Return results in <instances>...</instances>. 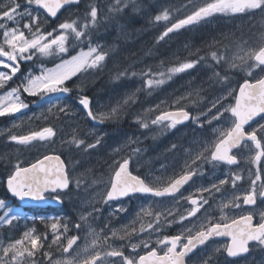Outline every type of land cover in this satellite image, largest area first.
Instances as JSON below:
<instances>
[{
  "label": "snow or ice",
  "instance_id": "snow-or-ice-1",
  "mask_svg": "<svg viewBox=\"0 0 264 264\" xmlns=\"http://www.w3.org/2000/svg\"><path fill=\"white\" fill-rule=\"evenodd\" d=\"M80 3L81 0L0 2V89L8 88L9 82L20 72L22 63L49 57L59 59L54 67H46L41 63L38 74L30 71L27 75H22L20 84L4 91L0 95V117L13 116L28 109L30 105L22 99L23 95L49 103L46 113H41L38 119H60L61 114L71 117L73 110L67 104L60 103L62 98L73 92L69 82L74 77L102 70L108 56L101 46H93L91 39V29L98 23L99 7L89 4L83 22L79 18L65 20L51 30L47 29L46 24L48 18H56L66 6H78ZM130 5L134 10L137 9L136 0H114L108 7V12L119 14ZM181 7H191V11L170 23L158 37V41L170 33L217 14H259L264 18V0H205L202 4L187 0ZM172 12V8H164L154 19L156 22L170 21ZM85 43L87 50L82 47ZM77 47L80 50L72 54ZM210 58L214 62V65H210L212 78L225 85L221 96L209 101L205 110L193 115L182 102L198 104L200 93L197 91L195 98L191 100L186 96L175 100L172 110L161 111L150 121L148 117L138 118L137 122L144 129H148L150 125L174 129L189 121L203 128L205 124L212 125L213 121L227 123L229 119L230 125L215 130V140L202 146V150L195 155H190L179 173L155 177L134 175L130 170L132 157L129 155L113 161L115 167L106 183L103 179L92 181L93 184H104V191L99 194V199L105 205L137 194L157 199L148 206L142 205L135 216L120 228H109L106 224L105 228L110 231V235L104 229L97 231L93 227L91 220L97 218L96 214L101 212V208L89 202L90 211L82 212L80 222L72 225L77 232L82 227L85 229L82 244L78 243L81 236L69 235V224L62 223L59 217H27L26 219L40 220L50 229L51 243L45 247L48 233H37L35 227L27 228L19 238H8L7 242L0 240V264H213L216 253L239 257L249 253L251 248L264 250V209L258 210L257 207L258 200L264 204V75H261L264 73V31L252 43H238L231 54H228V50L223 53L212 51ZM206 59L205 56H198L197 59L186 60L166 71L153 72L149 68L140 73L146 78L144 87L148 90L159 88L173 76L195 68ZM223 65L245 73L247 78L239 84L238 91L226 86L229 81L226 72L221 74L215 70ZM127 75V71H122L118 77ZM131 75L135 76L136 73ZM76 87L81 93L78 104L89 119L102 123L119 114L122 107L119 104L107 113L94 112L92 99L83 94V86ZM229 97H232L234 103H225ZM129 100H132V96L125 99L124 104ZM56 136L55 125H49L24 135L10 134L8 140L21 146H33L37 142L50 146L55 144ZM132 143L134 142L129 141L130 151L139 153L140 149L130 147ZM62 144L88 153L101 144V138L88 142L73 130L68 138L62 140ZM172 147L175 148L176 145ZM241 148L247 149V156L234 153V149ZM120 151V148L114 149L117 154ZM241 159L252 166L247 169L249 187L231 198L221 199L216 204L219 209V219H216L208 212V208L212 207L210 200H214L217 193L223 194L225 186L230 184L236 189L238 182L245 179L244 170L239 168ZM78 163L79 161L66 163L62 155L55 152L43 155L28 166L17 161L8 172L4 185L12 197L22 202L51 200L63 203L64 197L73 187L77 190L81 187L80 177L74 175ZM205 163L211 164L213 169L227 166L229 171L223 173V178H217L208 186L202 185L195 189V193L185 196L182 189L193 177L203 175L201 169ZM233 166H236V170H232ZM165 198L169 199V203H164ZM182 202L190 207L181 211ZM245 208L238 216H229L226 211ZM127 211L121 205L111 215ZM0 213V228L11 227L14 222L25 219L18 208L12 207L2 198ZM257 215L259 220L254 223ZM193 218L198 222H193ZM173 225H179L182 230L175 235L163 234L165 228ZM216 237H227L228 243L222 248H215L211 253L205 251ZM133 240L136 242H132ZM117 241L123 243L117 244ZM53 248L60 253L59 258H53ZM129 248L130 251L126 254L125 250ZM141 251L143 254H140ZM198 252H204V255L197 256Z\"/></svg>",
  "mask_w": 264,
  "mask_h": 264
},
{
  "label": "flooded vegetation",
  "instance_id": "flooded-vegetation-1",
  "mask_svg": "<svg viewBox=\"0 0 264 264\" xmlns=\"http://www.w3.org/2000/svg\"><path fill=\"white\" fill-rule=\"evenodd\" d=\"M0 2H3V0H0ZM21 2L23 3V0H21ZM113 2L114 0H81V3L78 6L71 5L68 8H66L64 11H62V13L59 15V17L56 20L48 18L46 27L48 30L57 27V25L59 24V22L62 21L63 18H66L67 20L79 18L80 21L83 22V17L85 16L87 6L89 4H96L97 6H99L100 4H107V6H110ZM109 18L110 16L102 15L99 13L98 21L106 20ZM258 24L259 22L257 20L256 21L254 20V24L252 25V29L250 30V32L246 31L242 35L228 37L221 41L220 46L215 48H208L202 51L200 55L207 57V59L202 63L204 67H207V71L210 72L209 78L207 79L205 84L202 83L199 86V89H197L194 92V94L189 96V100H191L195 98V93L199 91L200 102L196 105L188 103V101L182 102V104L186 106L193 113V115H196L200 111L205 110L206 107L208 106L209 101H213L215 98L223 94V89L225 87V85L217 83L215 79L212 78L213 71L212 68H210V65H214V62L210 58V53L215 50L218 52L220 51V53H223L222 52L223 50L224 51L228 50V54H231L230 52L235 51L236 45L238 43H241L243 41H248L249 43H252L255 40L256 36L261 31H264V23H262L261 25ZM72 54H74V51L72 52ZM41 63H43L46 67H54L56 63H59V59L49 57V58H43L42 60H34V61L22 63L20 72L17 73V76L13 78V81L9 82L8 88L6 89L9 90L11 87H15L18 84H20L22 75H27L31 70L40 68L39 66ZM215 70L221 72V74H224L227 71L226 73L229 76V81L226 86L231 89H236L237 91L239 84L243 83V80L247 78L243 71L228 69L227 65L217 67ZM100 71L102 72L91 83L86 82L83 84L82 82L80 83L69 82V86L73 88V92L67 95L66 97L62 98L60 103L64 104V102H66L68 99H75L78 101V98L81 93L79 92L76 86L81 85L83 86V94L89 96L92 99L93 111L98 112L99 103L103 101H107L108 98L113 93L122 91L126 83L125 78H120L116 76L118 71H124L123 67L116 69L115 70L116 73L114 72L112 73L111 71H108V68L107 69L102 68V70ZM261 75H264V73H261ZM80 76L81 77L92 76V71L89 72L88 74H83ZM115 78H117L118 80ZM103 88H105V90ZM3 90L0 91V94ZM146 95L147 93L145 92V90H142L139 93V97H138L140 101H143L141 110L144 113L148 112V110L151 107V104H155V102L148 100V97ZM22 99H24L25 102L29 103L30 105L26 111V115L30 116V119L27 120V122L19 124L18 126L12 129H9L10 132L9 130H7L2 134L1 131L6 127V121L9 118L0 117V157L2 156L3 149L9 146L13 147V145H16L14 142H10L8 140V135L10 134L24 135L30 131H38L40 128L45 126L55 125L57 129V136L54 138L55 144L49 146L47 144L37 142L33 146L16 145L18 148L13 153V155H15L14 159L16 161L21 162L23 166H28L30 163L35 162L36 159L42 157L43 155L51 154L55 152V154H61L62 159H64L66 163L71 164L72 161H79V163L76 165L74 175L80 177L82 181L81 187L78 190L73 187V190L69 193V195L71 194L73 197L81 196V198L99 196V194L104 191V184H100V183L93 184L92 181L93 180L98 181L100 179H103L106 183L112 173L113 168L115 167L113 161L119 160L125 156L130 155L132 157L130 170L133 172L134 175H140L141 177H155L161 175L171 176L174 172L179 173L185 161L189 160L190 155H195L196 152L202 150V146H205L208 142L215 140L217 134L215 130L226 128L231 123L230 119L228 120L227 123L213 121L212 125L205 124V126L201 128L196 123L189 121L186 122L185 124L177 125V127L174 129H167L163 126H152V125H150L148 129L139 128L142 131L140 136V143H138L140 147L139 153H132L130 151L126 154H121L119 158H104L97 161V158H95V156L99 154L103 155L102 151L104 150V148H106L108 151L109 147L107 146L110 145L108 142L111 143L113 140L112 137L113 135L111 133L114 132V130H117V128H121V124L119 125V123H113V122L101 123L98 120L93 121L87 117L86 113L82 110L81 106L77 102V105L75 106V112L78 114V117L79 118L85 117V119L87 118L86 120L83 119V121L79 123L81 127L78 130L79 131L78 136L80 138L86 139L88 142H94V140L99 136L98 134H94L93 132H90V129L94 128L97 125L104 124V130H105L104 132L106 137H105V141H103L104 138L101 139L102 142L99 146H97V148L90 150L91 152H94V154L91 155V158L87 159L86 157L89 155H86V153L79 151L80 154L77 156L78 158L75 157V160L74 159L71 160V158H73L74 156V152L77 150L75 148H70L68 150L67 147L69 146L67 144H62V138L66 135L68 130L67 117H64L61 114L60 119L50 118L47 121L43 119H38V117L41 116V113H46L44 112V110H46L50 106L49 103L41 102L36 97H29L26 95H23ZM33 101H37V103H32ZM225 103L226 104L234 103V100L232 99V97H229L228 100L225 101ZM172 105L173 103L170 104L169 107H165L161 109H157L156 105H153L152 108H155L153 109L154 112L149 115H154L157 113L159 115L161 111L172 110L171 107ZM128 111L124 109L122 110V113L120 115H122L123 113L126 114ZM123 116L125 117L124 120L127 121L126 116L125 115ZM143 117H146V115L143 114ZM126 125L127 124H125V126ZM123 131L124 130H122V133H124ZM120 136L122 135H119V137ZM173 145H176V147L173 148L172 147ZM234 153H236L238 156L248 155L247 149H243V148L234 149ZM1 159L3 160H0V166L11 170V168H7L9 167L8 166L9 157L1 158ZM250 167L252 166L247 164L244 159H241L239 168L244 170L243 174L245 176V179L243 181L238 182V186L236 189H233L230 184L225 186L223 190V194L217 193L215 194V199L210 200V204L212 205V207L208 208V212L216 219H219V209L216 207V204L219 203L221 199L231 198L234 194H239L249 187V181L247 178V169ZM201 170L203 172V175H198L193 177V180L190 181L188 185H185L184 189H182V192L185 196H187L189 193H195V189L202 185L208 186L209 183L214 182L217 178H223V173H227L229 171V168L227 166H220L213 169L211 164L205 163L202 165ZM232 170H236V166H233ZM0 181H2L1 176H0ZM155 199L157 198L142 197L139 194H137L131 197H125L124 199L119 201H112L110 203L113 206L115 204L119 205L123 203H128L131 206L130 210H128L126 213L121 212L116 216L111 215L114 210H101L100 213L96 214L97 218L95 220H91V223L94 228L98 229V231L100 229H104L105 233L110 235L111 234L110 231L107 228H105L106 224L109 226V228H115L121 226V224L124 223V219L128 215H130L131 213H136L138 211L131 209H134L138 204L145 203L147 201L152 202ZM164 203H169V199L165 198ZM62 204L63 205L61 207L35 209V210H30L29 213L39 214L40 212H42L45 215L46 214H50L54 216L60 215L65 219L69 217L71 219V222L68 224L71 231L68 234L80 235L81 240L78 241V243L82 244L85 229L82 227L81 230L77 232V230H75L72 227V225H74L77 222H80L79 216L82 212H87L90 210H74L73 207H70L68 205V202L66 203L63 201ZM187 207H190V205L182 202V206L180 210L183 211V209ZM257 207L258 210L264 209V204L260 203V201L258 200ZM245 210L246 208L236 209V210H226V211L228 212L229 216H238L242 214L243 211ZM201 211L203 213V209ZM198 216L200 217V219H203V216L201 214H198ZM258 220H259V216L257 215L254 220V223L257 222ZM193 222H198V221H196L195 218H193ZM62 223H67V222L64 220ZM33 227H35L37 233H48V241L45 245V247H47V244H50L52 239L50 229L47 228L45 224H41V223H37ZM181 230L182 229L179 225H173L171 228H165L163 234L175 235L178 234ZM154 240L155 237H153V241ZM132 242H136V241L133 240ZM116 243L119 244L123 242L117 241ZM227 243H228L227 237H216L214 238L213 241H211L208 244L207 249L205 251L211 253L215 248L217 247L222 248ZM52 251H53V258L54 259L59 258L60 253L56 252L55 248H53ZM129 251L130 248L126 249L125 250L126 254H128ZM140 254H143V251H141ZM202 255H204V252L197 253V256H202ZM213 264H264V250H261L259 248H251L249 253L243 254L239 257H228L226 253L223 252L216 253Z\"/></svg>",
  "mask_w": 264,
  "mask_h": 264
},
{
  "label": "rangeland",
  "instance_id": "rangeland-1",
  "mask_svg": "<svg viewBox=\"0 0 264 264\" xmlns=\"http://www.w3.org/2000/svg\"><path fill=\"white\" fill-rule=\"evenodd\" d=\"M174 1V3H172ZM169 4H168V3ZM177 0H168L166 1V4H162L159 7V10H163L166 8H173L176 7V9H179V11L172 12V17L170 21H160L156 22L154 19L155 15H147L144 14L138 15L141 19L147 20L149 19L152 21L154 20V27L151 29L149 33H147L143 39L136 41L134 44H130L126 46L123 45V48L118 49V51H115L111 49L106 42H110L109 34H104L105 41L98 44H93V46L99 45L103 48L104 51L108 53V56L106 58V61L104 62V69L108 68V71H111L112 73H116V69L118 68H124V71H127L128 75L126 77H120L125 78V86L124 89L120 92L113 93L107 101L100 102L98 105V112H109L111 108L116 107L118 104L122 107L119 110V114L116 117H113L111 119L104 120L103 123L107 122H113V123H119L121 124V128H117V130H114L112 132L113 140L112 142H108L110 145L107 146L108 151L106 148H104L103 155H97L95 158H97V161L104 159V158H119L121 154H126L130 152L129 149V141H133L130 145L131 148H138L140 143V136H141V127L139 123L137 122L138 118H142L143 114L148 117L149 121L150 119L154 118L157 114L149 115L153 113L154 111H148V112H142V105L143 101H140L139 93L142 90H145L147 93L148 100H151L155 102V104H151L150 109L153 105H159L158 109L169 107L170 104H172L175 100H178L181 96L189 97V94H194V92L199 89V86L207 81L209 78V73L207 71V67H204L203 63L198 64L195 68L189 69L184 73H179L172 77L171 80H168L165 84L160 86L159 88L148 90L144 87V80L145 77H142L140 75L141 72L147 71L149 68L152 69L153 72H159V71H166L168 68L175 66L179 63H182L186 60L191 59H197L198 56H201L203 50L208 48H215L221 45V41L223 39H226L228 37L242 35L244 32L249 31L252 29V25L254 24V20L258 21L261 25L264 23V18H262L259 14L251 15V14H217L213 17H209L206 20H202L197 24L187 26L183 29H180L178 32L170 33L169 36L165 37L163 40L158 41V37L163 33L165 28L167 26H170V23L175 22L176 19L183 18L184 15L188 14L191 11V7L187 9H183L182 7H178L176 5ZM201 4V3H199ZM160 12V11H159ZM67 20L66 18H63L61 22H64ZM59 22V23H61ZM146 30H143L141 33L145 34ZM92 32V31H91ZM108 38H107V37ZM121 40L122 37H120V34L118 36ZM117 37V38H118ZM109 39V40H108ZM170 39V40H169ZM151 45V53L146 56L145 50L147 47ZM85 50L87 48L85 47ZM79 51V49H75V52ZM145 54L144 56L148 57L150 56L151 59L142 60L141 64L139 61V65H133L131 66L130 61L134 58H137L139 54ZM75 54V53H74ZM115 55V56H114ZM113 56V58H112ZM30 62V61H29ZM204 68V69H202ZM40 71V68H36L34 70H31L33 74H38ZM102 71H92V76H79V78L74 77L73 81L70 82H76L83 84L88 82L91 83L94 81L98 75ZM122 71L117 72L118 74ZM135 72L136 75L132 76L131 73ZM213 76V75H212ZM127 88V89H125ZM3 89H0V91ZM5 90V89H4ZM4 90L1 92L0 95L3 94ZM7 90V89H6ZM5 90V91H6ZM129 96H132V100H129V102L125 105L124 101ZM139 107L137 111H135L132 115V118L130 120L125 121L124 116H126L125 113L120 115L122 113V110L128 111L131 107L133 108L136 102H139ZM77 100L75 99H68L64 104H67L72 110L73 114L71 117H67V133L62 138L66 139L70 136V134L73 132V130H76V133L78 135V130L81 127L79 123H81L85 119V117H78V114L75 112V106L77 105ZM129 107V108H127ZM47 110V109H46ZM44 110V112H46ZM27 109H25L21 113H17L13 116H6L9 119L6 121V127L2 129L1 133L3 134L5 131L14 128L15 126H18L19 124H22L24 122H27V120L30 119V116L26 115ZM99 121V120H98ZM125 121V122H124ZM76 124V125H74ZM125 124H127L125 126ZM104 124H100L95 126L94 128L90 129V132H93L94 134H98L99 138H104L103 141H105V130H104ZM8 128V129H7ZM140 128V129H139ZM122 130H124L122 133ZM109 131V130H108ZM10 132V130H9ZM103 132V133H101ZM124 134V135H123ZM119 135H122L119 137ZM102 142V140H101ZM13 145V144H12ZM18 147L16 145L9 146L2 151V156L0 157V160H3L1 158H7L9 157V164L7 168H11L12 165H14L17 161L14 159L13 153L16 151ZM120 148L121 151L119 154L114 152V149ZM69 150L70 148L67 147ZM89 151L86 153V158H91V155L94 154V152ZM77 153V154H76ZM73 158L71 160H75V157L80 154V152L77 150L74 152ZM76 169V167H75ZM1 182V181H0ZM2 188V185L0 184V189ZM75 188V187H74ZM5 199V198H3ZM9 205H11L14 208H18L25 219H21L18 222H14L13 226H4L0 228V240H4L7 242L8 238L16 239L19 238L23 231H25L27 228H32L37 223H42L40 220H33V219H26L27 217H37V216H44V217H59L61 218L62 222L65 220L67 223L71 222V219L67 217L66 219L61 217L60 215L54 216L50 214H43L40 212L39 214H30L25 209H23L18 203H16L12 198L11 199H5ZM64 202H68V205L70 207H73L74 210H90V204L89 202L94 203L97 207H100L101 210H115L119 208L121 205L126 207L128 210H130V205L128 203H123L119 205H112L110 204H103L102 201H100L99 196L96 197H85L81 198L79 197H73L71 194L64 197ZM151 201H147L145 203L138 204L134 209L131 210H138L142 205L148 206V204ZM68 206V207H69ZM69 207V208H70ZM2 214V213H0ZM136 213H131L124 219L123 224H127L131 218L135 216ZM122 225V224H121ZM121 226L115 227L120 228ZM97 231L98 229L95 228ZM85 235V232H84Z\"/></svg>",
  "mask_w": 264,
  "mask_h": 264
},
{
  "label": "trees",
  "instance_id": "trees-1",
  "mask_svg": "<svg viewBox=\"0 0 264 264\" xmlns=\"http://www.w3.org/2000/svg\"><path fill=\"white\" fill-rule=\"evenodd\" d=\"M204 2H205V0H194V3H196V4H199V3L202 4ZM136 3H137V9L136 10H134L132 8V6L130 5V7H128L127 9H125L123 12H121L119 14L109 13L108 12L109 6H107V4H100L98 6L99 7V13L102 15L110 16V18L106 19V20H99L97 25L95 26V28L91 29V31H92L91 32L92 44L102 43L103 41H105L104 34L110 33L109 34L110 42H106V44L111 49L118 51V49H120V47L122 48L123 45H126L127 42L130 45L134 44V42L141 40L147 34L148 31L150 32L151 29L154 27V24H153L154 20L153 19H152V21H150L149 19L144 20V19H141L140 17H138V15H142V14H144L145 16L156 15L159 11H161V10H159L160 5H162L164 3L166 4V0H136ZM172 3H174V2H172ZM184 3H187V0H177L176 5L178 7H181ZM172 9L174 12L176 7H173ZM131 10H132V12H131ZM116 16H117V18H116ZM149 25H150V27H149ZM104 28H106V29H104ZM113 30H115V31H113ZM143 30H146L145 34L141 33ZM120 32H122V34ZM116 33H117V35H116ZM119 34H120V37L123 36L122 40L117 38L119 36ZM82 47L85 48L86 43H85V45H82ZM77 49H79V47H77L76 50ZM151 49H152V46L149 45L147 47V49L144 51L146 56L151 53ZM74 53H75V50H74ZM145 54L141 53L137 56V58L132 59L130 61L131 66H133V65L137 66V64L138 65H139V63L141 64L142 62H144V60L149 61L151 59V57L150 56L146 57V56H144ZM141 60H142V62H140ZM138 61H139V63H137ZM139 104H140L139 102H136L134 107L133 108L131 107L129 109V111L126 114V118H127L126 120H130V118H132V115L135 111H137ZM9 171H10L9 169H6V168H3L0 166V176L3 177L2 181L0 182V184L2 185V188L0 189V198H2V199L3 198L11 199V197L9 196V194L6 190V187L4 185V180H5ZM26 211H28V210H26Z\"/></svg>",
  "mask_w": 264,
  "mask_h": 264
},
{
  "label": "water",
  "instance_id": "water-1",
  "mask_svg": "<svg viewBox=\"0 0 264 264\" xmlns=\"http://www.w3.org/2000/svg\"><path fill=\"white\" fill-rule=\"evenodd\" d=\"M68 7L69 6H66V8H68ZM65 9H62L61 12L58 13V16L56 18H51V19L56 20L59 17V15L62 13V11H64ZM8 194H9V196L11 198L15 199L18 203H20V205L23 208H25V209H35V208L45 209V208H48V207H60V206H62V203H56V202L51 201V200H49L47 202H31V201H29V202H22V201L17 200L16 198L12 197L10 195V193H8Z\"/></svg>",
  "mask_w": 264,
  "mask_h": 264
},
{
  "label": "bare ground",
  "instance_id": "bare-ground-1",
  "mask_svg": "<svg viewBox=\"0 0 264 264\" xmlns=\"http://www.w3.org/2000/svg\"><path fill=\"white\" fill-rule=\"evenodd\" d=\"M167 1V0H166ZM174 2V1H173ZM168 3V2H167ZM162 4V3H161ZM169 4V3H168ZM157 5V4H156ZM159 5V4H158ZM130 7V6H129ZM131 12H132V10H131ZM139 12V11H138ZM151 12V11H150ZM136 14V13H135ZM151 14V13H150ZM112 17V16H111ZM131 17V16H130ZM116 18H117V16H116ZM128 19V18H127ZM145 19V18H144ZM113 20V19H112ZM105 26V25H104ZM149 27H150V25H149ZM119 28V27H118ZM104 29H106V28H104ZM114 29V28H113ZM107 31V30H106ZM113 31H115V30H113ZM120 31V30H119ZM118 32V31H117ZM149 32V31H148ZM147 32V33H148ZM121 34H122V32H120ZM106 35V34H105ZM116 35H117V33H116ZM143 36V35H142ZM141 36V37H142ZM147 36V35H146ZM107 37V36H106ZM114 37V36H113ZM123 37V36H122ZM108 38V37H107ZM119 38V37H118ZM145 38V37H144ZM120 39V38H119ZM143 39V38H142ZM234 39H235V37H234ZM109 40V39H108ZM170 40V39H169ZM238 41V40H237ZM123 42V41H122ZM126 43V42H125ZM135 43V42H134ZM127 45H129L128 44V42H127ZM234 45V44H233ZM126 46V45H125ZM131 46V45H130ZM229 46V45H228ZM231 46H232V44H231ZM121 48V47H120ZM123 48V47H122ZM221 48V47H220ZM223 50V49H222ZM216 51V50H215ZM220 52V51H219ZM222 52H225L224 50L222 51ZM231 53V52H230ZM115 56V55H114ZM112 58H113V56H112ZM227 72V71H226ZM112 74V73H111ZM117 76V75H116ZM115 79H117V78H115ZM118 80V79H117ZM114 81V80H113ZM116 81V80H115ZM213 81H214V79H213ZM116 83V82H115ZM104 84V83H103ZM209 84V83H208ZM212 84V83H211ZM104 86V85H103ZM208 87V86H207ZM104 90H105V88H103ZM99 93V92H98ZM95 97V96H94ZM97 97V96H96ZM217 97V96H216ZM104 126V125H103ZM210 128V127H209ZM101 133H103V132H101ZM112 134V133H111ZM77 154V153H76ZM73 155V154H72ZM71 155V156H72ZM75 155V154H74ZM71 158V157H70ZM7 172V171H6ZM3 178V177H2Z\"/></svg>",
  "mask_w": 264,
  "mask_h": 264
}]
</instances>
